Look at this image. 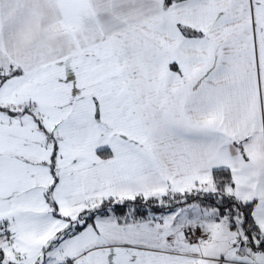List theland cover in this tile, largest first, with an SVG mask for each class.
I'll list each match as a JSON object with an SVG mask.
<instances>
[{
	"label": "snow or ice",
	"instance_id": "1",
	"mask_svg": "<svg viewBox=\"0 0 264 264\" xmlns=\"http://www.w3.org/2000/svg\"><path fill=\"white\" fill-rule=\"evenodd\" d=\"M0 264H264V0H0Z\"/></svg>",
	"mask_w": 264,
	"mask_h": 264
}]
</instances>
